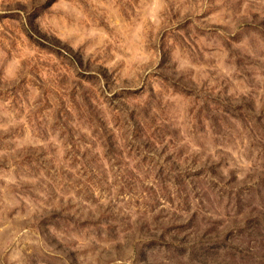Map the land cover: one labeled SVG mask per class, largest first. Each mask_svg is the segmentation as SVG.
I'll use <instances>...</instances> for the list:
<instances>
[{
    "label": "rangeland",
    "instance_id": "obj_1",
    "mask_svg": "<svg viewBox=\"0 0 264 264\" xmlns=\"http://www.w3.org/2000/svg\"><path fill=\"white\" fill-rule=\"evenodd\" d=\"M0 264H264V0H0Z\"/></svg>",
    "mask_w": 264,
    "mask_h": 264
}]
</instances>
